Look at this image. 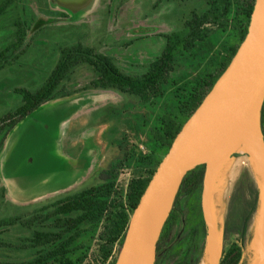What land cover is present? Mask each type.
<instances>
[{
    "label": "rangeland",
    "instance_id": "obj_1",
    "mask_svg": "<svg viewBox=\"0 0 264 264\" xmlns=\"http://www.w3.org/2000/svg\"><path fill=\"white\" fill-rule=\"evenodd\" d=\"M13 1L0 16V54L5 59V63L0 62V120L23 104L17 89L37 91L44 86L63 48L83 43L115 58L127 74L140 75L162 54L166 36L181 30L192 12L205 8L203 0H86L80 6L64 5L60 3L63 0ZM7 2L0 0V7ZM21 28L27 34L22 45L18 41ZM208 41L209 45L198 43L195 50L184 52L178 59L180 69L164 85L166 94L162 101L144 102L139 96L118 91L82 90L94 77L91 68L83 65L64 87L76 93L42 105L9 132L3 129L0 224H16L8 233L11 235H3L4 240L24 247L30 231L20 228L19 222L44 207L98 186L102 182L100 175L121 161L125 145H135L138 154H148L146 131L175 107L169 90L173 83L180 85L194 76L198 64L224 56L223 49L232 44V37L217 30ZM244 148L239 144L217 163L203 188L209 193L208 212L217 232L235 217L231 198L241 179L249 176L256 185L264 182V170ZM132 175V170L121 169L119 190L127 186ZM241 190L246 188L241 186ZM203 198L204 191L202 211ZM259 232L258 211L246 245L249 264L260 252ZM255 234L257 237L252 240ZM87 242L94 251L93 242ZM27 254L16 255L2 249L0 261L23 259ZM215 254L209 243L201 264H212ZM90 261L86 264H92Z\"/></svg>",
    "mask_w": 264,
    "mask_h": 264
},
{
    "label": "trees",
    "instance_id": "obj_2",
    "mask_svg": "<svg viewBox=\"0 0 264 264\" xmlns=\"http://www.w3.org/2000/svg\"><path fill=\"white\" fill-rule=\"evenodd\" d=\"M191 1L179 0L181 3ZM258 1L203 0L205 8L192 12L181 30L166 36L162 54L148 65L143 74L129 75L117 65L115 58L77 43L61 50L56 68L43 87L37 91L17 89L23 96V104L0 120V132L3 129L9 132L42 105L76 93L68 92L64 87L74 71L83 65L91 68L94 77L82 90L118 91L139 96L144 102L162 101L166 94L164 85L179 71L177 62L184 52H192L198 43L209 45L208 38L217 30L232 37V44L223 49L224 56L220 54L211 62L198 64L194 68V76L180 85L173 83L169 90L175 107L146 131L145 136L150 143L148 154H138L135 145H125L121 149V161L100 175L102 182L98 186L44 207L29 219L20 221V228L30 231L24 247L3 238L16 224H0V250L6 249L7 253L16 255L28 252L23 259L0 261V264H86L89 260L92 264H116L141 197L177 135L236 55L248 33ZM13 2L9 0L0 7V16ZM21 29L18 35L20 45L27 35ZM2 57L0 54L3 64L5 59ZM260 130L264 142V104ZM123 167L132 170L133 175L127 186L119 190ZM206 169V165L198 166L183 180L158 242L155 264L202 263L208 247L207 224L201 209ZM248 177L241 179L231 198L235 217L219 229L218 236L223 245L220 264H249L246 245L250 226L260 207L263 186L262 183L256 185ZM241 186L246 191L241 190ZM256 237L255 234L251 239ZM88 240L95 245L94 251Z\"/></svg>",
    "mask_w": 264,
    "mask_h": 264
},
{
    "label": "water",
    "instance_id": "obj_3",
    "mask_svg": "<svg viewBox=\"0 0 264 264\" xmlns=\"http://www.w3.org/2000/svg\"><path fill=\"white\" fill-rule=\"evenodd\" d=\"M60 1V0H59ZM86 0L60 1L78 6ZM264 104V0L253 11L248 33L236 55L199 108L175 138L145 193L134 210L116 264H155L157 245L187 174L225 159L242 140H248L253 155L264 170V142L260 114ZM260 199V252L252 264H264V182ZM203 198L208 245L218 244L212 264H220L223 245L208 212V190Z\"/></svg>",
    "mask_w": 264,
    "mask_h": 264
},
{
    "label": "bare ground",
    "instance_id": "obj_4",
    "mask_svg": "<svg viewBox=\"0 0 264 264\" xmlns=\"http://www.w3.org/2000/svg\"><path fill=\"white\" fill-rule=\"evenodd\" d=\"M240 144H242L245 148V150H248L250 153H252L253 154V151H252V149H251V146H250V144H249V142H248V140H246V139H244V140H242L241 141V143ZM244 153V152H243ZM242 153V154H243ZM214 164H212V165H210V170H212L213 168H214ZM221 179V178H220ZM219 187V186H218ZM220 191V190H219ZM210 208V207H209ZM262 238H263V240H264V233L262 232ZM212 246H213V250H215V255H217L218 253H219V245L218 244H212Z\"/></svg>",
    "mask_w": 264,
    "mask_h": 264
},
{
    "label": "crops",
    "instance_id": "obj_5",
    "mask_svg": "<svg viewBox=\"0 0 264 264\" xmlns=\"http://www.w3.org/2000/svg\"><path fill=\"white\" fill-rule=\"evenodd\" d=\"M59 99H57V101H58ZM54 102H56V100H54Z\"/></svg>",
    "mask_w": 264,
    "mask_h": 264
},
{
    "label": "flooded vegetation",
    "instance_id": "obj_6",
    "mask_svg": "<svg viewBox=\"0 0 264 264\" xmlns=\"http://www.w3.org/2000/svg\"><path fill=\"white\" fill-rule=\"evenodd\" d=\"M226 241V240H225Z\"/></svg>",
    "mask_w": 264,
    "mask_h": 264
}]
</instances>
